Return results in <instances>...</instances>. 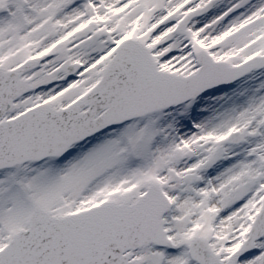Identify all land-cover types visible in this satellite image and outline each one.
I'll use <instances>...</instances> for the list:
<instances>
[{
  "label": "snow or ice",
  "instance_id": "1",
  "mask_svg": "<svg viewBox=\"0 0 264 264\" xmlns=\"http://www.w3.org/2000/svg\"><path fill=\"white\" fill-rule=\"evenodd\" d=\"M0 264H264V0H0Z\"/></svg>",
  "mask_w": 264,
  "mask_h": 264
}]
</instances>
